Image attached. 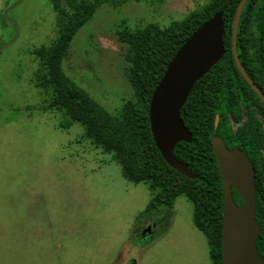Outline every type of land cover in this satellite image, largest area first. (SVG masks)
Wrapping results in <instances>:
<instances>
[{"label":"rangeland","instance_id":"374dc122","mask_svg":"<svg viewBox=\"0 0 264 264\" xmlns=\"http://www.w3.org/2000/svg\"><path fill=\"white\" fill-rule=\"evenodd\" d=\"M210 1L105 0L78 31L65 72L117 113L134 93L121 32L166 27ZM57 37L50 0H0V264H212L191 201L180 196L144 233L150 221L138 228L136 219L148 187L128 181L80 124L61 128L63 115L42 109L33 51Z\"/></svg>","mask_w":264,"mask_h":264},{"label":"trees","instance_id":"16d2710c","mask_svg":"<svg viewBox=\"0 0 264 264\" xmlns=\"http://www.w3.org/2000/svg\"><path fill=\"white\" fill-rule=\"evenodd\" d=\"M104 1L50 0L58 37L50 45L33 51L40 61L35 85L44 95L42 109L61 113V128L80 124L84 128L83 139L89 138L96 148L112 155L128 181L148 187L151 199L137 216L138 228L144 220L150 224L152 218L159 221L158 215L172 210L180 196L191 201L193 224L207 239L212 264H224V189L212 138L217 135L229 149L245 150L256 171V218L261 226L257 248L264 258V101L243 77L233 56L232 30L241 0H211L184 20L173 21L166 27L158 23L135 29L126 27L120 36L128 45L130 64L125 74L134 93L117 113L106 109L64 69L78 31ZM218 12H223L226 52L192 89L181 116L193 140L179 142L174 150L175 157L196 175L190 179L171 168L157 148L150 125V103L177 51ZM237 45L245 70L264 94V0H247ZM233 196L237 204H243L237 191L233 190ZM148 232L145 228L144 233ZM135 233L140 234L137 229Z\"/></svg>","mask_w":264,"mask_h":264},{"label":"water","instance_id":"95a60500","mask_svg":"<svg viewBox=\"0 0 264 264\" xmlns=\"http://www.w3.org/2000/svg\"><path fill=\"white\" fill-rule=\"evenodd\" d=\"M246 2L241 0L236 10L232 30L233 56L243 77L264 101L263 92L249 76L238 55L239 23ZM224 34L223 12H218L177 51L151 98L149 118L157 148L171 168L190 179H195L196 175L174 155L179 142L191 143L193 140L181 111L196 82L224 56ZM218 123L219 116L215 121L216 127ZM212 144L224 189L223 263L264 264L257 248L261 226L256 218V171L253 163L245 150L229 149L224 139L217 135L213 136ZM233 190L238 192L243 204L235 202Z\"/></svg>","mask_w":264,"mask_h":264},{"label":"flooded vegetation","instance_id":"af4514ba","mask_svg":"<svg viewBox=\"0 0 264 264\" xmlns=\"http://www.w3.org/2000/svg\"><path fill=\"white\" fill-rule=\"evenodd\" d=\"M158 222H159V221L157 220V218H152V222H151V224L146 228V229H147L146 231L151 232L153 229L157 228Z\"/></svg>","mask_w":264,"mask_h":264}]
</instances>
